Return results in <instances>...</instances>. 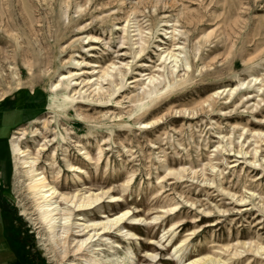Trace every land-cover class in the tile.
<instances>
[{"label": "rangeland", "instance_id": "obj_1", "mask_svg": "<svg viewBox=\"0 0 264 264\" xmlns=\"http://www.w3.org/2000/svg\"><path fill=\"white\" fill-rule=\"evenodd\" d=\"M0 104V264H57L27 153L100 264H264V0H0Z\"/></svg>", "mask_w": 264, "mask_h": 264}, {"label": "bare ground", "instance_id": "obj_2", "mask_svg": "<svg viewBox=\"0 0 264 264\" xmlns=\"http://www.w3.org/2000/svg\"><path fill=\"white\" fill-rule=\"evenodd\" d=\"M90 83L93 84L91 80L88 84ZM101 91L103 92V90ZM14 147L17 152L21 151L17 144H14ZM24 156L30 186L39 205L41 218L52 233V244L55 249L53 262L57 264H81V262L100 264L98 260H95L97 254L95 244L99 240L98 238L107 232L100 233L99 226L96 224L87 226L81 217L83 211L99 205L100 196L94 192L86 195L85 190H79L72 194L57 192L56 189L50 188V184L46 182L44 175L37 173L36 163L30 160L29 153L24 154ZM66 166L68 171L80 172L79 169H71L73 166L71 167L68 161ZM70 190L67 189L66 191ZM114 223L116 222H106L105 228H110ZM91 261L92 263H90ZM188 264L206 263L195 260Z\"/></svg>", "mask_w": 264, "mask_h": 264}, {"label": "crops", "instance_id": "obj_3", "mask_svg": "<svg viewBox=\"0 0 264 264\" xmlns=\"http://www.w3.org/2000/svg\"><path fill=\"white\" fill-rule=\"evenodd\" d=\"M25 105V94L24 93H20L19 95H17L16 97V108L17 110H21ZM2 105L0 104V107ZM2 112V111H1ZM16 116V114H14ZM33 115V113L31 114ZM1 115V120H0V129H7L8 127H10L13 124V121L8 117V116H4ZM4 245L2 243V241L0 242V256L1 254H3L5 251H3Z\"/></svg>", "mask_w": 264, "mask_h": 264}]
</instances>
